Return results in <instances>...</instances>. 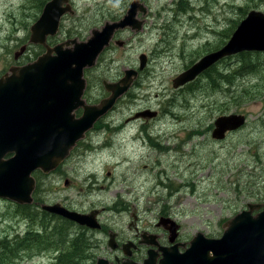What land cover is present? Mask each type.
Listing matches in <instances>:
<instances>
[{"label": "rangeland", "instance_id": "obj_1", "mask_svg": "<svg viewBox=\"0 0 264 264\" xmlns=\"http://www.w3.org/2000/svg\"><path fill=\"white\" fill-rule=\"evenodd\" d=\"M72 1L75 13L63 17L60 31L55 36L56 42L67 39V36L82 40L84 28L90 35L92 27L99 28L107 20L122 17L129 6L128 0ZM146 1L152 15L150 18L146 16V27L140 32L128 30L126 37L130 38V43L107 52V61L101 62L95 73L106 79L115 78L116 73L122 72L127 65L135 63V67L138 66L141 53L148 54L151 59L149 76L154 78L149 83L150 89L145 92L147 100L131 105L125 97L107 119L110 126L113 123L116 127L115 122L123 121L130 109L143 107L160 110V116L147 123H142V120H133L129 125L124 123L125 137V131L112 136L113 132L100 127L93 135L82 139L83 143L91 142L93 149L83 152L81 161L76 145L60 170L45 178V187L40 195L61 202L68 197V202L78 209L111 205L120 198L129 200L139 211L145 205H153L156 210L163 205H173V210L180 213L177 217L194 232L220 237L229 219L249 202H259V196L264 194V121L261 120L264 95L260 99L243 102L238 94L227 96L224 91L213 89L198 92L201 88L189 92L185 87L181 88L183 93L176 97L172 95L176 90L172 84L184 66L226 44L250 10L264 11V0ZM178 1L181 22L178 20L172 26H165L173 29L167 30L172 44L160 52L167 35H163V29L159 27L162 19L153 16L162 14L169 19L176 12L172 6ZM40 13L36 0H0V74L16 62L15 53L28 43L30 26ZM84 19L91 26H82ZM186 30H189L190 40L185 36ZM195 33L199 37L193 41L191 35ZM207 38L212 46L205 44ZM39 51L37 45L32 44L19 56V60L22 63L33 60ZM239 65L238 61L226 56L217 68L225 77L230 68ZM257 66L260 72L240 77L231 89L259 86L264 94V57ZM146 77L147 74L143 84L148 86L144 83ZM201 80L207 82L205 78ZM164 87L168 90L163 91ZM172 99L175 106L168 104ZM234 112L246 113L247 125L228 133L222 140L214 139L211 132L216 117ZM105 124L108 122L105 121L103 126ZM143 128L150 135L151 143L147 149L142 146L147 135L139 132ZM141 134L143 139H134ZM105 140L109 142L107 146L103 144ZM155 143L171 149L177 144L180 149L158 155L159 148ZM62 173L65 176L61 177ZM65 178L70 180L71 187L64 184ZM155 182L157 186H154ZM162 182L165 183L160 184ZM167 183L169 188L165 186ZM171 183L179 186V190L174 191ZM152 186L153 190H150ZM171 190L175 194L173 197L168 193ZM107 217L116 218L110 213ZM12 219L4 220L0 214V240L7 235L20 233L26 236L29 233L24 221L19 219L13 223ZM28 257V254L23 258L20 255L13 264H49L53 261L50 252Z\"/></svg>", "mask_w": 264, "mask_h": 264}, {"label": "water", "instance_id": "obj_2", "mask_svg": "<svg viewBox=\"0 0 264 264\" xmlns=\"http://www.w3.org/2000/svg\"><path fill=\"white\" fill-rule=\"evenodd\" d=\"M138 10L145 11V8L139 0H133L121 20L107 21L101 29H93L86 41L70 39L50 46L48 36L55 35L61 18L67 13L73 14L74 10L69 0H49L45 4L30 27L29 39L32 44L43 45L45 52L33 62L12 66L0 77L1 198L31 203L36 186L33 173L41 170L47 174L55 170L95 122L128 90L137 73L133 69H127L118 82L106 83L111 91L108 98L89 105L83 98L84 70L95 65L115 30L126 26L141 29V21L136 19ZM26 48L22 46L15 57L19 58ZM246 51H264L263 11H249L226 44L176 76L173 86L194 80L225 56ZM144 56L141 55V67L146 62ZM79 108L82 114L78 116L76 110ZM245 122L246 116L241 113L220 115L214 121L212 137L224 139L229 131L241 128ZM8 153L13 155L4 158ZM248 206L228 220L221 237H208L199 232L184 254L185 263L264 264V203H249ZM42 209L79 225L99 226L94 213L71 210L59 202L42 204ZM255 210L259 211L254 213Z\"/></svg>", "mask_w": 264, "mask_h": 264}, {"label": "flooded vegetation", "instance_id": "obj_3", "mask_svg": "<svg viewBox=\"0 0 264 264\" xmlns=\"http://www.w3.org/2000/svg\"><path fill=\"white\" fill-rule=\"evenodd\" d=\"M36 1L39 4L41 0H36ZM128 1H129L128 5H130V2L133 0H128ZM139 1L140 3H142L143 7L145 8V11L139 10L136 14V19L141 21V29L133 30L131 26H126L122 29L116 30L110 41V44L104 49V52L101 54V56L98 57L95 65L85 69L86 88L83 97L86 103L90 105L99 104L103 99L108 98L111 95V91L107 89L106 83L118 82L125 75V71L127 68H131L137 72L128 90L125 91L122 95H120L116 99V102L113 105V107L106 114H104L97 120L94 127L86 133L85 138H88L89 136L93 135L95 132H97V130L100 127L101 128L104 127L107 130L106 132L108 131L113 132L112 136H116L115 134L118 133L119 131L120 132L125 131L124 132V137H125L126 135L125 126L129 125L128 123H130L131 121L142 120V123L144 122L147 123L152 118H157L161 114L160 110L152 109L150 107L130 109L129 115L127 117L125 116L123 121L115 122L117 125L116 127L113 123H111L110 126V122L107 119L114 112L113 109L117 107L118 104H121L123 102V98L125 97H128L127 102H129L131 105H139L140 102H145L147 100V95L145 92L147 89H150L151 86L149 85V83L154 78L149 76L150 71H148V67L151 59L149 58L148 54H145L144 52L141 53L145 55L144 57L146 59L145 65L143 67H141L140 59L142 58L140 54L138 66L135 67L136 65L135 63L127 65L128 67L125 68L122 72L116 73L115 78L106 79L104 77H100L95 73V71L98 72L99 68L101 67L100 66L101 62L107 61V57H105L108 55L107 52L111 53V51L116 50L118 47H124L125 45H127V42L130 43V38L126 37V32L128 30L140 32L146 27L145 24L146 16H148L149 18L152 16L150 12L151 8L146 0H139ZM179 1L180 3L182 1H186L189 3V0H179ZM179 1L173 4L172 7L176 12L171 14L169 16V19H166L165 16L162 14H157L153 16L155 19H162V22L159 23V27L163 29V35H167V30H173L172 28L166 29L165 28L166 25L172 26V24L177 23L178 20H180L181 22V15L177 11V5H179ZM71 3L73 4L72 0ZM120 18L121 17L113 18L111 21L119 20ZM82 21H83L82 26H86V25L87 27L91 26L90 24L88 25L87 19H84ZM186 21L189 22V19L187 18ZM92 29H94V27H92ZM92 29L90 30V35L86 34V30H87L86 28L83 29L82 41L87 40L91 36ZM188 33L189 30H186L185 36H188V40H190V35ZM55 36L49 37V42L52 46L57 44V42L55 41ZM185 36H183V38ZM122 37L126 38V40L122 39ZM197 37H199L197 33L191 35L193 41L197 39ZM66 38L67 40H70L71 37L67 36ZM161 39H163V36L161 37ZM64 41L66 40L58 41V43ZM171 44L172 43L170 42V37L169 35H167V39L164 41L160 52H162L163 49H167V47L170 46ZM205 44L206 45L211 44L210 46L213 45L212 42L209 40V38H207ZM39 46L40 45H37L38 48ZM111 57L113 58V56ZM19 59L20 58L18 59L15 58L16 62L12 65H22L29 63L31 61V60L24 61L22 63ZM110 61H112V59H110ZM195 61H192L190 65L184 66L181 72L188 69ZM9 68L8 70L2 72L0 76L8 72ZM145 74H147V77L144 83H147L148 86H145L143 84V78L145 77ZM237 79H240V77ZM200 83L202 85L205 84L204 80H201ZM187 85L188 84L181 87L173 86L176 90H174L175 92L172 95L178 97L179 94L183 93L181 88L186 87L185 89L187 90L190 89V87H187ZM167 90H168L167 87L163 88V91H167ZM174 99L168 102L170 106H175L173 103ZM163 109H165L164 104H163ZM76 114L77 115L82 114V108L76 110ZM103 117L105 118L103 119ZM105 121L108 122V125L105 124L106 126L105 125L103 126V123ZM124 123L127 124L125 125ZM139 132H145L147 135V140L142 143V146L147 149V147L151 143L150 135L148 134L146 128H143ZM137 138L143 139L144 135L141 134L140 136L134 137V139ZM106 141L107 140H105V142L103 143L105 144V146L109 144V142ZM133 141L134 140H132V142ZM82 145L85 148L84 150H82ZM155 146L159 148L158 155H162L163 153L170 152L171 150L177 152L180 149V146H178L177 144L173 147V149L167 146L166 147L161 146L159 143H155ZM78 148H79V158L82 161V153L86 152L87 150L93 149V146L91 142L83 143L81 139L78 142ZM12 155H13L12 153L7 154L4 158H10ZM48 175L50 176L51 174ZM60 176L63 177L65 176V174L62 173ZM65 181H68L67 186L69 187L70 185L71 187L70 180L68 178H65L64 183ZM164 183L165 182H162L160 184H164ZM154 186H157V182L154 183ZM165 186L166 188H169L168 183ZM171 186L173 187L174 191L179 190V186L175 187L172 183ZM151 189L153 190V186L150 188V190ZM168 193L170 194V196L172 195L171 197L175 195V194L173 195L172 190L169 191ZM80 194L82 195V179L80 185ZM33 197H34L33 203L35 204L32 210L33 219L31 218L30 220L28 218H24L25 219L24 222L28 225V227L29 225H33L36 228L40 229V226L43 227L42 223L46 227L52 226L53 216L51 215L53 213L49 212L50 215H48L51 221L45 222L44 221L45 214L42 211H46V210L42 209L41 207L43 203L54 204L59 202L62 205L68 207L69 209L81 211L84 214L94 213L99 226L90 227L88 225H82L83 241L85 242V238L88 239V237L91 240L90 246H88V252L85 254V257L91 261L90 264H98L100 261H102L100 262V264H146V261H148L147 264H189V263H185L186 260L184 259V254L190 248L192 241L197 236V233L200 232V231L194 232V230L191 229V227L188 226L185 221L183 220L181 221V219L177 217L178 214L180 213L173 210V205H168V206L163 205L158 210H156L153 205H147V206L145 205L144 207H142L141 211H139L136 205L134 204L132 205L129 200L120 198L117 202H114L111 205L102 206V207L93 205L89 209L86 208L78 209V207H75L74 205L70 204V202H68L69 199L68 197H66V199L63 200L62 202L50 200L45 197L46 199L45 202H40L37 199L36 187L33 191ZM20 205L21 204L17 202L0 197L1 216L4 217V220L7 218L10 219L13 218L11 222L16 223L15 220H17L18 217L17 213L20 212V208H21ZM109 213L114 214L116 218L110 219V217H107ZM125 216L126 219H124ZM162 218H164L165 220H162ZM41 253H45V250H43Z\"/></svg>", "mask_w": 264, "mask_h": 264}, {"label": "trees", "instance_id": "obj_4", "mask_svg": "<svg viewBox=\"0 0 264 264\" xmlns=\"http://www.w3.org/2000/svg\"><path fill=\"white\" fill-rule=\"evenodd\" d=\"M48 0H41L39 3L40 11H42L45 3ZM178 6V5H177ZM38 16L36 17V19ZM218 48V47H216ZM40 53L44 51L43 46H39ZM241 65L238 69L230 70V72L224 77L217 65H213L211 68L207 69L201 77H205L207 82L201 84V77L197 78L195 81L189 83L187 87H193V91L198 88L201 89H213L221 90L226 93V95L235 96L238 94L236 91L229 94L230 86L235 84L238 76H244L249 73L260 72V67L257 64L261 60V54L244 52L240 55ZM224 86H227L225 89ZM242 95L239 94V99L242 98L250 99L254 96L263 95V90L259 86L245 87L241 91ZM60 168L57 169L59 171ZM37 180L36 195L40 202H45V197L40 195L45 187L46 174L41 171H37L35 174ZM264 201V198L261 200ZM20 213L23 216H27L31 220L33 205H20ZM45 222H50V215L47 211H42ZM53 216V223L51 227H46L42 223L43 227L40 226L36 228L33 225H29V233L24 236L22 234H17L12 237L5 236L0 240V264H13L15 258L17 259L22 254L29 255V257L41 254L43 250L52 253L51 260L49 264H90L91 261L85 257L88 252V246H90L91 240L85 238V242L82 237V226L76 224L75 222L63 218L58 215ZM31 234V236H30ZM16 255V256H15ZM28 257V258H29Z\"/></svg>", "mask_w": 264, "mask_h": 264}, {"label": "bare ground", "instance_id": "obj_5", "mask_svg": "<svg viewBox=\"0 0 264 264\" xmlns=\"http://www.w3.org/2000/svg\"><path fill=\"white\" fill-rule=\"evenodd\" d=\"M54 215H57V214H54ZM58 216H60V215H58Z\"/></svg>", "mask_w": 264, "mask_h": 264}]
</instances>
